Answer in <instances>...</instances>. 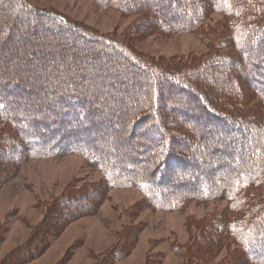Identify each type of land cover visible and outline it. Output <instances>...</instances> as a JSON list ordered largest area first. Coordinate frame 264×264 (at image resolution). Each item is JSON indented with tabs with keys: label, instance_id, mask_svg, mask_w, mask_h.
<instances>
[{
	"label": "trees",
	"instance_id": "16d2710c",
	"mask_svg": "<svg viewBox=\"0 0 264 264\" xmlns=\"http://www.w3.org/2000/svg\"><path fill=\"white\" fill-rule=\"evenodd\" d=\"M96 2L104 9H114L127 15L135 13L143 20V27L151 24L157 32L166 35H203L208 52L198 61L183 63L188 66L179 62L164 63L137 53L123 35L85 34L83 30L68 25L55 15H44L48 25L43 27L45 32L56 31L53 33H58L60 39L48 42L53 48L45 45L39 54L36 50L39 57L32 58L30 53L29 59L34 60L31 63V77L22 73L27 72L25 69L14 72V68H19L17 65L5 66L0 62V104L3 105L0 107V167L9 175L14 172V175L28 159L54 158L59 155L56 147L64 153L72 146H75L72 149H80L82 145L78 144L81 143L94 145L87 136L80 133L91 129L94 119L111 120L119 128L117 137H123V131L127 133V130L128 134L138 132L143 137L142 146L145 151L139 157L145 159L147 164L143 165L141 175L125 177L123 172L115 168L123 166L127 160L122 161L112 154L109 162L107 155L81 150L80 154L103 174V191L134 187L143 193L156 211H177L185 205L183 201L186 197H189L178 192L182 185H187L184 183L186 179L190 180L200 171L204 173L200 166L212 167L211 163H217L218 166L220 161L212 157L217 153V138H211L214 140L210 143L204 138L199 144H192V135L197 139L201 134L197 133L199 125L208 128L206 125L210 123L226 137L222 136V141L229 137V143L236 144L239 151H243V157L238 160L232 156V150H228L230 163H238L233 173L225 174L220 180L210 176L190 180L193 186L195 181L199 184L194 194H191L193 197L208 201L222 199L226 207L215 218L202 222L196 230L197 234L190 236L191 243L184 247L174 243L172 249L183 258V264H264V86L258 85L255 77L264 76V0ZM32 12L21 0H0V33L5 31L12 37L1 42L0 54L13 40L10 51L13 56L20 55L18 57L22 58L24 50L17 53L16 46L21 38L25 41L23 27ZM8 15L17 17L23 23L18 26L15 22L12 28L8 27L5 21ZM211 16L220 20L216 27L208 28L207 22ZM62 30L76 33L70 38ZM82 40L87 41L83 44L84 48L95 47L94 54L82 48L78 53L79 59L75 60L70 55L65 61V67L53 69L68 56L69 47L78 46ZM30 43L33 44V41ZM38 43L44 44L40 39ZM89 53L91 58L87 62L90 65L85 64L79 56ZM111 57L116 59L111 61ZM98 62L104 66L100 65L93 70L92 64ZM109 62L111 65H108ZM234 64L239 68L241 66L242 70L245 68V73H242L244 84L238 82L232 73H228L229 67L233 68ZM87 67L90 72L86 71ZM76 72L78 75L74 74ZM34 73L36 77H32ZM246 81L248 86L245 85ZM41 88L48 89L46 93L56 98L48 102L40 99L37 92ZM205 90L212 92L213 96L207 95ZM252 95L257 100L254 101ZM33 104L36 107H32ZM213 104L218 107L214 108ZM118 105L121 107L113 116L104 113L105 109L112 112L113 107ZM39 111L49 121L41 115L35 117ZM129 116L132 118L129 119ZM59 119L61 122L68 120V126H58ZM189 122L196 125H189ZM96 139L100 141L97 135ZM115 139L113 148L116 150L121 140ZM175 139L177 143L173 145ZM156 144L159 147L150 152ZM148 149L150 151L147 154ZM200 150L205 152L201 153ZM189 151L190 154H184ZM154 157L155 161L152 160ZM173 161L183 165L184 168L179 171H187L178 180L171 179L176 174L173 170L178 168ZM148 163L151 169L155 168L151 174L146 168L150 166ZM130 169L131 166L124 171ZM154 172L156 178L152 177ZM156 181L164 189L157 190L154 185ZM103 196L104 193L88 186L76 191H64L50 205L52 208L56 204L53 217L45 209L41 225L34 228L28 242L10 253L1 264L33 261L49 247L51 237L61 234L66 222L78 217L83 211H86L84 214L95 212ZM53 230L58 232L52 234ZM134 234L128 232L122 242L132 244L135 241ZM118 244H122L121 240L115 249L120 246ZM231 245L238 248V258L228 256L218 263L212 261V251L217 246ZM121 249H124L123 246L117 249L115 259L124 257L125 252Z\"/></svg>",
	"mask_w": 264,
	"mask_h": 264
},
{
	"label": "rangeland",
	"instance_id": "374dc122",
	"mask_svg": "<svg viewBox=\"0 0 264 264\" xmlns=\"http://www.w3.org/2000/svg\"><path fill=\"white\" fill-rule=\"evenodd\" d=\"M21 1L34 11L28 15L29 20L23 27L26 37L25 41L21 38L16 46L17 53L20 50H24L23 56L21 58L18 57L20 55H17V57L12 55L10 50L13 40H11L4 47V51L1 52L0 62L5 66H19V68L13 69L16 73L25 69L27 72L22 73L27 74L28 77H31V63L34 62V60L29 59L30 53H32V58L39 57L38 54L41 53L45 45L53 43V39H60L58 33H53L56 31H49V33L43 29L44 26H48L44 17L46 14L57 16L58 19L67 22L68 25L76 26L83 30L85 34L89 32L91 35L114 37L123 35L129 41V46L137 53L155 60H161L164 63L179 62L182 65L188 66V64L183 63L198 61L204 58L208 52L204 38L202 37L203 35L195 33L166 35L160 31L157 32L151 24L146 25V28L143 27L141 24L143 20H141V17H138L139 15H135V13L127 15L114 9H104L97 4L96 0ZM11 6L14 5L11 3ZM8 16H5V21H7L6 25L10 28H12L11 25L15 22V25L18 26L23 23H20L21 21L17 17L12 18V16H9V18ZM219 20L218 17L211 16L208 21L209 23L207 22L208 28L216 27ZM182 21L184 22L185 20L182 19ZM33 28L36 30H33ZM62 31L70 38L75 36L76 33L75 31ZM6 33L5 31H1L0 44L6 38H12L10 34ZM29 35L32 36L29 37ZM39 39L43 40V45L38 43ZM21 40H23V43ZM31 41H33V44L30 43ZM59 43L61 44V42ZM84 43H87V41L82 40L78 46L69 47L68 56L64 60L59 61L53 69L65 67V61L70 55L75 60L76 58L79 59L78 53L84 48ZM63 45H61L62 48L65 47ZM20 47L21 49H19ZM36 50L38 54L35 52ZM86 50L94 54L93 50H95V47L89 48L87 46L83 51ZM90 53L85 56L79 55L81 60L88 65H90L87 62L91 58ZM96 53L99 54L100 51ZM9 55L12 56L10 57ZM26 59H29V61ZM114 59L116 58L111 57L109 60L112 61ZM262 63L264 64V59ZM100 65L104 66V64L98 62L92 64L91 67L95 70ZM108 65H111V62ZM229 68L228 73H232V76H235L238 82L244 84L245 77L242 73H245V68L242 70L241 66L239 68L235 64L233 68ZM86 71L90 72V69L87 67ZM74 74L78 75L77 72ZM32 77H36L35 73ZM255 77H257V84L264 86V76L256 75ZM247 84L249 83L246 81L245 85ZM47 90L41 88L37 93H39L40 99L42 98L48 102L56 97L48 95L46 93ZM113 91L111 90L112 93L115 92ZM205 93L213 96L212 92L208 90H205ZM252 96L254 101L257 100L256 96ZM65 99L67 100V97ZM126 99L128 100L127 96ZM32 107H36L35 104ZM116 107H113L114 110L112 109V112L105 109L104 113L113 116L121 106L118 105ZM213 107L217 108L218 106L213 104ZM218 109L221 110L220 108ZM161 111L163 112L164 110L161 108ZM40 115L48 120L47 117H44L42 111H39L34 116ZM131 118L132 116H129V119ZM59 121L58 126L61 124L66 126L68 120L61 122L59 119ZM189 123V125L193 124L192 126L195 124L194 122ZM92 124L91 129H87L85 132L80 133V135L87 136L94 145L81 143L78 144L82 145L80 149H72L75 147L72 146L71 150L69 149L64 153H61V150L56 147L55 150L60 152L59 155L54 158L28 159L14 175H12L14 172L9 175L8 172L0 167V264L10 253L28 242L29 237L33 235L34 228L41 225L45 209L51 212L53 217L54 211L56 212V208H54L56 204L52 208L50 205L59 199L66 190L70 191L73 189L76 191L88 186L104 193V196L98 202L95 212L84 214L86 211H83L78 217H74L66 222L61 229V234L51 237L49 247L39 257L25 264H183V258L174 253L172 244L175 243L184 247L191 243L190 236L197 234L196 230L200 228L202 222L211 219V217L215 218L225 209L226 203L222 199L208 201L191 195L194 194V189L199 184L195 181L196 184L193 186L190 180L209 176L216 177V180L219 178L220 180L225 174L233 173L238 163H230L229 157L227 158L228 150H232V156H235L238 160L243 157V151H239L236 144H230L229 137L222 141L221 139L226 137L217 128L212 127L210 123L206 125L208 128L199 125L200 128L197 130V133L200 132L201 134L197 139L192 135V144H199L204 141V138L210 143L214 140H211V138H217V153L212 155V157L220 161L218 162V166L217 163H211L212 167L200 166V169L205 174L200 171L197 173V176L190 177V180L186 179L184 183H187V185L184 187L182 185L178 192H181L180 194L184 196H189L186 197L188 201L184 200L185 205L177 211H156L148 203L143 193L134 187L105 189L106 191H103V181L105 180L103 174L97 166L89 162L83 154H80V151H95L101 153V155H107L106 157L109 162L110 155L115 154L120 160H127L123 166L115 168L116 170L123 172L125 177L141 175L143 173V165L147 164L145 159L141 160L139 157L140 153L142 154V151H145V148L142 146L144 139L138 132L133 135L128 134V130L127 133L123 131V137H117L119 128L111 120L94 119ZM168 130L171 131L170 128ZM96 135L100 141L96 139ZM115 138L121 140V143H118L115 147L116 150L113 148V140H116ZM175 143H177V139L174 140L173 145ZM158 147V144H156L152 151L148 149L147 154L149 151H155ZM200 152L204 153L205 151L200 150ZM190 153L191 151L188 153L184 152L185 155ZM195 158L197 159L198 156L196 155ZM134 159L135 161H133ZM155 159L154 157L152 160L155 161ZM225 159L229 163H226ZM211 161L214 162V160ZM109 162L108 165L110 166ZM173 163L177 164L178 162L173 161ZM203 164L207 165V163ZM129 166H131L132 170L124 171ZM148 166L146 167L147 171L151 174L152 169L155 168L151 169V164ZM175 166L178 168L173 170L176 174H173L171 179L178 180L187 171H179L184 168L181 164ZM205 170L209 174H206ZM155 175L156 173L154 172L152 177L154 178ZM154 185L157 190L164 189L157 181ZM216 188H218V185ZM167 190L173 191V189ZM133 230H136V232ZM57 232V230H53L52 234ZM128 232L135 233V241L132 244L122 242ZM120 240L122 244H118L120 246L115 249ZM121 246L124 248L121 250L125 252V255L122 258L115 259L114 254L118 253L117 249ZM212 254L214 255L212 261L215 263L227 259L228 256L236 259L238 258V248L233 247V245L229 247L217 246L212 251ZM112 256L113 258H111Z\"/></svg>",
	"mask_w": 264,
	"mask_h": 264
},
{
	"label": "snow or ice",
	"instance_id": "6c2138e0",
	"mask_svg": "<svg viewBox=\"0 0 264 264\" xmlns=\"http://www.w3.org/2000/svg\"><path fill=\"white\" fill-rule=\"evenodd\" d=\"M0 107H3V105H2V104H0Z\"/></svg>",
	"mask_w": 264,
	"mask_h": 264
}]
</instances>
